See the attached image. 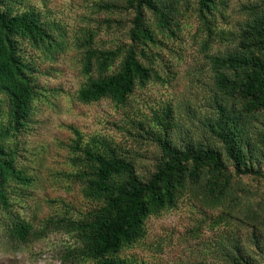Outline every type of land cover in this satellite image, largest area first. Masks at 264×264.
I'll return each mask as SVG.
<instances>
[{"label":"trees","instance_id":"1","mask_svg":"<svg viewBox=\"0 0 264 264\" xmlns=\"http://www.w3.org/2000/svg\"><path fill=\"white\" fill-rule=\"evenodd\" d=\"M195 1L208 34L206 49L216 41H239L233 52L210 60L216 90L224 100L230 97L242 106L217 105L218 116L208 124V131L221 148L179 145L173 139L178 130L174 108L166 105L157 110L151 125L140 129L141 136L152 138L162 154L156 172L147 181L138 177L134 163L108 139L95 136L84 142L76 130L71 145L75 171L71 176L83 185L85 199L97 207L77 220L64 217L46 225L73 238L75 245L68 251L72 258L93 264H135L123 258L122 252L147 237L150 218L176 209L188 196L210 211H222L216 227L223 216H234L238 210L243 214L246 207L252 209L235 196L234 177L264 181L261 166L256 167L262 161L257 143L264 151V133L255 142L250 131V118L264 111V11L233 36L231 31L216 29L215 16L223 0ZM189 2L127 0L124 7L118 0H109L95 4L102 12L125 8L133 13L130 42L111 49L97 48L93 31L84 32V37L77 40L75 45L83 49L86 78L79 101L91 104L111 100L124 107L137 89L153 82L168 84L170 79L154 69L160 55L157 50L165 40L181 33V19L189 12L182 5ZM257 9L254 5L247 10ZM28 48L44 61L54 62L69 43L61 24L45 20L38 10L26 5V0H0V205L7 211L11 190L28 189L33 183L27 170L18 164V148L11 144L29 126L35 102L42 96L35 83L34 58L28 59L26 54ZM11 221L7 225L11 238L26 242L32 225L18 216ZM253 239L255 244L261 243L260 237L255 235ZM230 259L236 264H249L242 256Z\"/></svg>","mask_w":264,"mask_h":264},{"label":"rangeland","instance_id":"2","mask_svg":"<svg viewBox=\"0 0 264 264\" xmlns=\"http://www.w3.org/2000/svg\"><path fill=\"white\" fill-rule=\"evenodd\" d=\"M100 1L109 0H26V5L38 10L45 20L61 24L69 48L54 62L44 61L30 48L26 50L28 59L34 58L35 83L42 96L35 102L29 126L11 144L18 148V164L33 183L28 189L11 190L8 211L0 205V264H93L69 256V249L75 245L73 238L46 227L64 217L77 220L97 207L85 199L83 185L71 176L75 171L71 145L76 130L84 142L95 136L108 139L134 163L138 177L147 181L156 172L162 154L152 138L141 136L140 129L151 125L157 110L166 105L174 108L178 130L173 139L179 145L221 148L208 131V124L218 116L216 107L242 106L239 100H224L216 90L210 60L233 52L239 41H216L206 49L208 34L195 0L182 5L189 12L181 19V33L165 40L157 50L160 55L154 69L170 79L168 84L153 82L137 89L124 107L111 100L91 104L79 101L86 78L83 49L75 45L77 40L84 32L93 31L97 48L111 49L130 42L133 13L125 8L114 13L99 11L95 4ZM126 1L118 0V4L125 7ZM223 1L215 16L216 29L231 31L233 36L264 11V0ZM254 5L256 12L247 10ZM250 129L256 142L264 133V111L250 118ZM257 145L262 161L256 167L261 166L264 172V151ZM230 168L234 170L232 165ZM234 180L235 196L252 209L246 207L243 214L238 210L234 216H223L216 227L222 211H210L188 196L176 209L150 218L147 237L122 252V257L135 264H236L231 256H242L249 264H264V181L245 176H235ZM14 216L33 227L26 242L10 236L7 225ZM255 235L260 237L259 245L254 242Z\"/></svg>","mask_w":264,"mask_h":264}]
</instances>
